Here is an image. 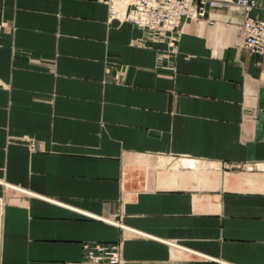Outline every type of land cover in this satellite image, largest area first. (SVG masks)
I'll use <instances>...</instances> for the list:
<instances>
[{
  "label": "crops",
  "instance_id": "1",
  "mask_svg": "<svg viewBox=\"0 0 264 264\" xmlns=\"http://www.w3.org/2000/svg\"><path fill=\"white\" fill-rule=\"evenodd\" d=\"M207 13L170 53L104 0H0V264H264V57Z\"/></svg>",
  "mask_w": 264,
  "mask_h": 264
},
{
  "label": "built area",
  "instance_id": "2",
  "mask_svg": "<svg viewBox=\"0 0 264 264\" xmlns=\"http://www.w3.org/2000/svg\"><path fill=\"white\" fill-rule=\"evenodd\" d=\"M109 18L130 21L143 31L141 41L163 42L170 53L181 37L187 20L216 21L208 17V7L239 8L244 17L239 23L240 47L264 57V20L251 15L260 6L257 0H104ZM160 59H164V56ZM1 206V202H0ZM74 264H121L120 243H85L84 258Z\"/></svg>",
  "mask_w": 264,
  "mask_h": 264
},
{
  "label": "bare ground",
  "instance_id": "3",
  "mask_svg": "<svg viewBox=\"0 0 264 264\" xmlns=\"http://www.w3.org/2000/svg\"><path fill=\"white\" fill-rule=\"evenodd\" d=\"M0 211H1V206H0Z\"/></svg>",
  "mask_w": 264,
  "mask_h": 264
}]
</instances>
